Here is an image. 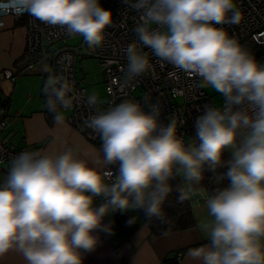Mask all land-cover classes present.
Segmentation results:
<instances>
[{
	"label": "clouds",
	"instance_id": "9594fccd",
	"mask_svg": "<svg viewBox=\"0 0 264 264\" xmlns=\"http://www.w3.org/2000/svg\"><path fill=\"white\" fill-rule=\"evenodd\" d=\"M42 23L100 47L113 24L100 0H21ZM140 14L134 32L155 57L202 78L224 98L223 109L206 105L195 118V140L177 135V121H160L159 105L145 111L125 100L93 115L88 127L100 135L101 171L68 149L59 154L23 151L11 161L0 184V258L11 252L25 264H83L99 231L111 234L104 220L111 213L141 209L146 220L164 222L163 204L173 185L177 201L200 196L208 216L197 227L208 243L188 250L199 264H264V64L218 25L238 24L235 0H123ZM127 76L133 80L152 67L137 42L126 50ZM44 70L49 71L45 66ZM71 87L49 74L46 106L62 123L72 103ZM98 96L87 97L96 105ZM230 159L225 160V154ZM115 166V170H113ZM227 186L209 195L205 171ZM199 186V187H196ZM97 198L102 203L96 204ZM134 219V218H133ZM132 219L128 221L129 224Z\"/></svg>",
	"mask_w": 264,
	"mask_h": 264
},
{
	"label": "built area",
	"instance_id": "2783aa9c",
	"mask_svg": "<svg viewBox=\"0 0 264 264\" xmlns=\"http://www.w3.org/2000/svg\"><path fill=\"white\" fill-rule=\"evenodd\" d=\"M100 3L105 9L111 10L113 24L106 29L103 44L92 54L87 51L84 40L78 46H56L73 36L29 15L23 9L21 0H0V29L3 27L5 16H11L15 21H25L23 48L24 54L30 60V63L21 69L1 72L3 78L14 82L27 74L34 65L40 64L49 69L45 73L46 80L49 74L67 80L72 89L68 93L72 103L69 108L58 110L67 112V124L101 152L103 141L97 132L88 127V121L93 115L105 112L125 100L140 103L145 111H150L152 105H159L160 121L167 124L170 118H175L177 135L186 144L192 143L195 140V118L204 111L206 105L213 106L204 89L206 86H201L202 78L161 61L150 49L139 44L134 29L140 22V14L123 0H100ZM235 3L242 13L241 21L238 24H224L218 27H223L230 36L250 51L258 63L264 64V0H235ZM134 41L137 42L139 50L147 53L152 67L141 76L128 80L125 50ZM86 57L98 60L106 96L105 102L98 101L94 106L87 103L86 91L76 70L78 61ZM42 96L43 108L50 112L46 106L44 91ZM5 121V118H0V165L10 166L13 158L25 150L8 145V141L2 137ZM105 166L101 171H107L111 167ZM102 202L101 198H97V205ZM178 257L179 254L175 259L177 262Z\"/></svg>",
	"mask_w": 264,
	"mask_h": 264
},
{
	"label": "crops",
	"instance_id": "0c3cea01",
	"mask_svg": "<svg viewBox=\"0 0 264 264\" xmlns=\"http://www.w3.org/2000/svg\"><path fill=\"white\" fill-rule=\"evenodd\" d=\"M3 23L0 29V118L6 119V126L2 137L18 150L59 154L71 149L90 166L104 169L102 152L67 124L68 113L62 111L63 122L55 123L54 114L43 108L44 66L34 65L14 82L3 78L1 72L4 70H18L30 63L23 48L25 21L5 16ZM9 167L0 165V184L7 178ZM178 177L184 183L182 175ZM188 201L194 227L159 237H152L138 209L109 214L104 223L111 225V234L96 233L100 242L93 252L84 255L83 264H166L165 260L175 264H199L188 256V250L209 242L197 225L211 217L205 199L194 196ZM130 219L133 220L131 224L128 223ZM177 254L178 262L175 261ZM0 264H25V261L11 252L0 258Z\"/></svg>",
	"mask_w": 264,
	"mask_h": 264
},
{
	"label": "trees",
	"instance_id": "16d2710c",
	"mask_svg": "<svg viewBox=\"0 0 264 264\" xmlns=\"http://www.w3.org/2000/svg\"><path fill=\"white\" fill-rule=\"evenodd\" d=\"M227 159H230V153L225 154V160ZM223 171V168L218 169L216 173L205 171V179L203 180L202 185L207 189L209 195L213 194L219 188L227 186L228 181L224 180L217 182L216 180L219 173ZM170 183L173 185V191L163 204L164 222H161L156 218L148 221L145 218L143 210L138 209V213H140L143 221L150 229L152 237H159L160 235L173 232L186 231L194 227V216L191 211L189 201L186 200L183 203H179L177 201L178 193L175 189L176 186L182 185L183 183L180 181L178 176L174 180L170 181ZM165 261L166 264H175L174 261L171 260Z\"/></svg>",
	"mask_w": 264,
	"mask_h": 264
},
{
	"label": "rangeland",
	"instance_id": "374dc122",
	"mask_svg": "<svg viewBox=\"0 0 264 264\" xmlns=\"http://www.w3.org/2000/svg\"><path fill=\"white\" fill-rule=\"evenodd\" d=\"M83 40L84 38L80 36L71 37L66 39L64 43H59L56 46H78L83 42ZM85 45L88 52L92 54L96 52V48H89L87 43ZM99 68V63L96 58L86 57L78 61L76 70L78 72L80 82L83 88H85L86 96L88 97L91 94H96L99 98V101L105 102L106 96L104 93L103 81H101V70ZM204 89L206 90L207 96L210 99L209 101H211L213 106L222 109L224 104L223 96L219 93H216L210 86H206Z\"/></svg>",
	"mask_w": 264,
	"mask_h": 264
}]
</instances>
